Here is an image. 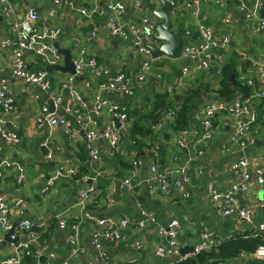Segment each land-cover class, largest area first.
Returning <instances> with one entry per match:
<instances>
[{
    "label": "crops",
    "instance_id": "1",
    "mask_svg": "<svg viewBox=\"0 0 264 264\" xmlns=\"http://www.w3.org/2000/svg\"><path fill=\"white\" fill-rule=\"evenodd\" d=\"M8 1L13 5L18 17L24 16L29 8H33L37 13L36 26L38 28L49 29L61 25V34L49 43L57 41L60 47L69 48L73 59L81 49H85L88 56H93L99 64L109 70V75L95 78L93 73L86 69V72L76 77L73 82V87L83 94L84 109L91 113L98 131L110 123V104L124 105L129 109L143 105L149 109L148 98L151 102L154 94L167 93L165 89L168 85L175 84L183 68L190 71L183 80L185 86L183 90L167 94L169 98L177 99L178 96L189 91L192 96L188 114L189 130L193 141L197 143L202 152L192 161V167L188 169L189 180L186 190L189 197H182L170 182L174 176L171 169L175 165V162L171 161V156L173 152L179 151L171 148L172 138L168 140L167 155L163 159L159 161L153 159L149 154L151 149H147V153H142L143 156L139 157L141 164L134 181L135 192L132 194L121 183L128 168L118 167L113 155L101 154L98 165L93 166L90 163L83 132H80L77 140H73L58 126L52 127L45 122L40 126L36 125L34 118L40 112V107L47 103V94L37 85H29L14 79L10 69V50L0 48V81L6 79L10 84L9 98L15 110V115L7 118L5 128L20 137L17 145H10L3 141L0 143V163L7 161L23 166L27 175V181L18 183L17 174L13 170L4 169L0 180V194L11 203L16 199L23 200V206L13 214V222L19 218L28 219L34 226H37L39 223L48 225L50 221H53V233H50L46 241V251L54 254L51 264H169L173 260L172 257L157 256L155 248L166 244V238L159 232V227L167 226L168 222L173 219L180 224L177 237L179 248H189L196 244L199 241V233L203 229L212 231L215 242H218L236 232L256 228L264 222V208L259 206L260 201L264 199V183L255 184L252 174L255 168H260L264 175V104L261 103L262 100L251 99L249 102L256 118L254 120L244 119L247 125L248 143L243 150H224V145L229 142L228 121L231 118L224 114H218L214 118L213 123L217 127L214 137L200 142L203 133L200 118L202 106L210 101H216L214 99H223L221 101L229 103L237 97H243L242 90L234 86L232 95L220 97L217 93L221 79L219 65L214 63L208 70H204L198 67L196 61L182 56L177 58L161 56L155 62L154 71L161 72L162 79L156 81L152 78L148 82L137 83L134 75L141 63V57L134 51L131 35L124 31L121 35L112 37L109 33L107 23L109 12L105 9L107 1L124 4V14L120 18L124 23H138L139 17L145 14L157 24L159 18L153 12L161 8L160 0H140L142 9L139 12L132 7L134 0ZM262 4L263 0H261ZM253 5L254 0H248V8L251 9ZM67 7H70L68 12ZM97 7L102 9V12L96 11L90 17L80 15L81 8L91 10ZM201 7L203 10L207 9V27L220 39L225 33L231 37L229 44L219 49L223 64L232 56H236L238 63H243L244 66L241 68L240 64L238 67L239 80L246 84L247 79H252L256 82V87H260L256 65L264 63V29L255 34L251 33L250 20L244 16L243 12L238 11L235 0H223L220 6L204 5ZM260 11L261 8L257 14L262 17ZM2 14L3 7L0 5V41L12 38ZM171 15L175 23L180 22L184 29H190L197 35L194 19L187 7L179 3ZM226 16H229L231 20L229 26L223 22ZM78 19L81 20L80 24L76 21ZM196 39L184 36L185 44L196 42ZM152 44L159 45L155 41ZM24 57L28 70L45 71L44 67L47 63L44 59L33 56L29 52H25ZM245 61L249 64H244ZM119 72L132 78L134 89L130 96L97 92L99 82H105ZM47 73L52 81V88L62 95L61 105L64 106L68 100V92L58 86V80L63 77L64 73L58 71ZM86 82L90 86L88 89L84 87ZM96 101L101 104V110L93 113L92 109ZM67 118L75 127L74 117L67 115ZM155 130L160 131L159 128ZM126 138L127 136H124L122 139L120 152L123 160L129 164L128 159L135 154H130L125 149ZM158 138L163 141L161 134H158ZM97 144L100 149L106 145L100 138ZM46 153L51 154L52 161L43 160V155ZM153 154L157 156L156 152ZM243 157L250 160V167L245 175L249 189L236 191L235 198L240 207L252 208L251 223L240 219L236 212L224 215L221 208L229 185L241 181L228 170V164ZM152 161H155L158 167L166 172L168 181L166 190L158 189L151 193L147 189L145 179ZM194 168H199L201 172L198 173ZM55 171H60L61 174L53 180L52 184L46 185V180L52 177ZM78 172L79 179H76L74 175ZM85 179H90V183L96 184L97 187L96 196L86 205L92 217L112 218L123 214L130 218L129 225L120 231V239L117 242L102 240L105 252L103 260L98 256L91 242L93 232L100 231L101 228L93 221L82 218L83 214L77 199L78 190L89 185V182L84 181ZM208 183H213L217 193L216 198H213L207 190ZM109 200L112 203L107 206L106 202ZM140 209L154 214L156 224L140 230L136 224ZM60 219L66 222L65 228L58 226ZM72 225L76 226L75 233L84 248V252L77 256L72 255L66 238L72 233ZM3 241L4 235L0 242V264H4V259L9 254V243L4 244ZM135 242L140 243L139 248L135 247ZM241 260L240 256L219 264H240ZM30 264H34V259Z\"/></svg>",
    "mask_w": 264,
    "mask_h": 264
},
{
    "label": "built area",
    "instance_id": "2",
    "mask_svg": "<svg viewBox=\"0 0 264 264\" xmlns=\"http://www.w3.org/2000/svg\"><path fill=\"white\" fill-rule=\"evenodd\" d=\"M222 1L223 0H179L178 2V4L181 3V5H184L190 10L197 33L196 42L184 44L181 48L180 56L196 61L198 67L204 70H208L216 63L219 65L221 72L223 57L219 49L226 47L231 37L228 33H225L220 39L209 27H207V9L203 10L201 6H220ZM235 1L238 11L243 12L244 16L250 20L249 28L251 33L255 34L264 29V16L259 17L257 14L262 6L261 0H254V5L251 9L247 6L248 0ZM0 5L3 7L2 17L4 23L9 28L12 35L11 39L6 38L0 41V48L10 50V69L13 78L21 80L29 85H37L47 94V103H44L40 107V112L34 118L36 125L40 126L45 122L52 127L58 126L73 140H77L80 137V132H83L89 161L93 166L100 163L101 154L104 156H114L115 153L121 151L122 139L124 136L128 137L131 126V119L128 116L127 107L124 105L110 104L109 113L111 120L110 123L104 126L103 132L101 133V131H98L96 128L91 113L84 109L83 94H80L73 87V82L76 77L82 76L86 72V69H89L95 78L109 75V70L99 64L93 56H88L85 49H81L73 59L74 73H64L63 77L58 80L59 88L65 89L68 92V100L65 105L62 106L63 97L58 91L52 88V81L48 77V73L43 70H28L24 57L25 52H30L31 55L44 59L47 65L62 64V55L58 54L49 43L61 34V25L49 29L38 28L36 26L37 13L33 8H29L24 16L18 17L13 5L8 0H0ZM132 7L139 12L142 9L141 1L134 0L132 2ZM105 9L109 12L107 23L110 35L115 37L127 31L132 37L131 43L134 51L141 57V63L134 75L135 81L137 83H145L152 78L156 81L161 80V72L158 70L154 71L155 62L158 61L161 56L153 58L148 48V45H153L152 42L155 41V36L157 34L155 21L151 20L148 15L142 14L139 17L138 23L122 22L120 18L124 14L125 6L123 3L117 1H107ZM96 11L102 12V9L97 7L91 10L83 8L79 10L80 15L86 17H90ZM76 21L79 24L81 23L80 19ZM223 22L226 26H229L231 23L230 17L226 16ZM256 69L261 86L256 87V82L254 80L247 79L246 84L252 88L249 96L244 98L237 97L229 103L225 101H210L202 106L200 118L203 133L199 140L200 142L202 140L208 141L214 137L217 133V127H215L213 123L214 118L218 114H224L231 117L228 121L230 129L229 142L224 145V150H243L246 147L248 143L246 138L247 125L244 119L254 120V118H256L249 102L251 99H261L264 97V63L256 65ZM189 73L190 71L183 68L180 76L176 78L175 84L168 85L165 89L167 94H173L176 91L181 92L185 87L183 80ZM84 87L88 89L90 87L89 83L86 82ZM133 89L132 78L122 72L116 73L111 79L97 84L98 93L106 92L130 96L133 93ZM10 93V84L6 79H2L0 81V143L3 141L10 145H17L20 142V137L15 132L5 128L7 118L15 115V110L10 103ZM49 102L53 103V110H50ZM60 108H62L64 112L63 115L58 114ZM100 110L101 104L96 101L92 112L97 113ZM175 114V108L165 109L159 123L153 126H155V129L159 128V130L166 128L173 122ZM67 115H72L74 117L75 127L69 122ZM100 137L103 138L106 144L102 149H100L97 144ZM126 140H128V138H126ZM129 142L131 143V141ZM171 148L178 149L179 151H177V153L173 152L171 156V161L175 162V165L171 169L174 176L170 182L176 187L182 197L187 198L189 197V193L186 190V184L189 180L188 169L192 167V161L201 154L202 150L197 143L193 141L189 129L180 130L172 136ZM147 149H145V151H147ZM43 160L52 161L53 159L50 153H46L43 155ZM128 163L129 167L126 172L127 174L124 176L121 183L127 191L133 194L136 186L134 181L141 161L139 157L133 155L128 159ZM249 167L250 160L246 157L233 160L228 164V170L236 177H239L241 181L233 182L229 185L221 203L222 214L227 215L236 212L238 217L246 223H251L252 208L249 206L240 207L235 198V193L238 190L244 191L249 189V183L245 181V175L248 173ZM4 169L13 170L17 174L16 180L18 183L27 181V175L23 166L7 161L0 163V180L2 179ZM194 169L198 173L201 172L199 168ZM71 172L72 171H70V173ZM60 174V171H55V174L46 180V185L52 184L53 180ZM252 174L255 184L262 185L264 183V175L260 168H255ZM145 184L151 193L158 189H167L168 181L166 172L160 169L155 161H152L149 165V173L146 176ZM206 187L212 194V197L216 198L217 193L213 183H208ZM96 194V184L89 183V185L78 190L77 199L83 214L82 218L93 221L101 228L100 231L93 232L91 242L98 256L103 260L105 252L103 250L102 240L117 242L120 239V231L129 225L130 218L123 214L119 217L112 218L103 216L97 219L92 217L87 211L86 205H88L89 201L95 197ZM111 203L112 201L109 200L106 202V205L110 206ZM23 204L22 199H16L11 203L3 195H0V242L3 240V235L9 231L13 224L12 217L14 212L22 207ZM259 206L264 208V199L260 201ZM136 224L140 230L145 229L148 226L156 224V217L154 214L140 209ZM37 226L42 227L44 224L39 223ZM58 226L60 228H65L66 222L60 219L58 220ZM258 228L264 229V222L259 224ZM71 230L72 233L68 234L66 238L70 245L72 255L77 256L84 252V248L79 243L75 233L76 226L72 225ZM179 231L180 224L174 219L169 221L167 226L159 227V232L166 238V244L156 246L155 254L159 257H172L173 260L169 264H177L182 259L202 251H210L216 244L213 232L203 229L199 233V241L193 245L192 251L184 255H179V246L177 243ZM17 232L18 240L9 243V254L4 259V264H21L24 255H27L30 250L33 253L34 264H51L54 254L46 251L47 244L39 241V232L34 229V224L30 220L20 219ZM135 247L139 248L140 243L135 242ZM242 256L244 257V255ZM252 256L257 259H264V246H259L252 253Z\"/></svg>",
    "mask_w": 264,
    "mask_h": 264
},
{
    "label": "trees",
    "instance_id": "3",
    "mask_svg": "<svg viewBox=\"0 0 264 264\" xmlns=\"http://www.w3.org/2000/svg\"><path fill=\"white\" fill-rule=\"evenodd\" d=\"M241 68H244L243 63ZM238 58L232 56L225 64H223L220 72V87L217 93L220 97H228L233 94L234 86L239 87L242 90V96L247 97L251 93V89L244 82L239 80ZM244 64H249L245 61ZM192 96L189 91H186L183 95L175 97H168L167 93L154 94L152 101L148 98L150 108L146 109L143 105H139L134 108H127L128 116L131 119V126L129 129L128 140L125 144V149L129 153H134L136 157L143 156L142 153H147L145 149H152L149 153L152 158L156 160L163 159L167 155L168 140L172 138L174 134L183 129L190 128V122L188 114L190 112V101ZM264 104V97L261 98ZM158 103L165 105L166 109L175 108L176 114L173 122L166 128L156 132L155 126L150 124L153 115L158 111ZM158 134H161L163 141H160ZM131 141V143L129 142ZM158 141V142H157ZM153 152H156L155 157ZM160 159H157L159 158ZM114 162L118 167L124 169L129 167L123 158L121 152L114 154ZM76 179H79V172L74 175ZM34 229L39 232V241L46 243L50 237V233L53 231V221L44 224V226H34ZM264 246V229L258 227H252L243 232H236L228 237L220 239L214 245L210 251H202L193 256H188L177 264H219L228 262L232 259L241 256L240 264H264V259H257L252 256V253L259 247ZM30 250L27 255H24L22 264H30L34 257ZM244 255V257H242Z\"/></svg>",
    "mask_w": 264,
    "mask_h": 264
},
{
    "label": "water",
    "instance_id": "4",
    "mask_svg": "<svg viewBox=\"0 0 264 264\" xmlns=\"http://www.w3.org/2000/svg\"><path fill=\"white\" fill-rule=\"evenodd\" d=\"M160 2L162 3L161 8L153 12L159 18V22L156 24L157 34L155 36V42L159 43V45H148V48L151 51V55L153 58H157L162 55H166L171 58H177L180 56L181 48L185 44L184 36L195 39L196 34L192 33L190 29H184L180 22L175 23V20L172 18L171 14L176 10L179 0H160ZM69 8L70 7L66 8L67 12L69 11ZM260 13L262 16H264V0L261 6ZM50 45L58 54L62 55L63 63L56 65H47L44 67V70L47 72L58 71L61 73L73 74L74 64L71 50L69 48L60 47L57 41L51 42ZM214 100L221 101L223 99ZM49 106L50 110L54 109L52 102H49ZM158 107V111L153 115L150 121V124L152 125H157L159 123V118L166 109L165 105L162 103H158ZM63 113V110H58V114L63 115ZM116 125L118 126L117 122ZM102 132L103 129H101V133ZM100 140H103L102 137H100ZM52 175H54V173ZM84 181L89 183L91 182L90 179H85ZM19 221L20 218L14 221L9 231L4 234V244L16 242L18 240L16 232L18 231ZM192 249L193 246H190L189 248H179V255H184L188 252H191Z\"/></svg>",
    "mask_w": 264,
    "mask_h": 264
}]
</instances>
